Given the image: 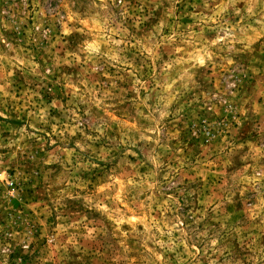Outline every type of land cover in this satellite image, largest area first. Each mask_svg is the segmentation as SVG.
Returning <instances> with one entry per match:
<instances>
[{
  "label": "rangeland",
  "instance_id": "rangeland-1",
  "mask_svg": "<svg viewBox=\"0 0 264 264\" xmlns=\"http://www.w3.org/2000/svg\"><path fill=\"white\" fill-rule=\"evenodd\" d=\"M0 264H264V0H0Z\"/></svg>",
  "mask_w": 264,
  "mask_h": 264
}]
</instances>
